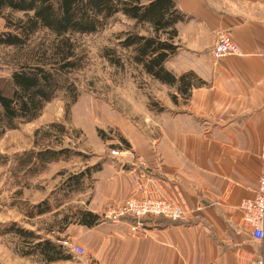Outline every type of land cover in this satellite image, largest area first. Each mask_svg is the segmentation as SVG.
<instances>
[{"label":"crops","instance_id":"1","mask_svg":"<svg viewBox=\"0 0 264 264\" xmlns=\"http://www.w3.org/2000/svg\"><path fill=\"white\" fill-rule=\"evenodd\" d=\"M176 4L185 15L175 25L178 49L165 66L175 75L193 71L204 83L191 89L183 105H166L148 144L131 148L169 180L166 190L189 213L176 222L146 217L137 234L126 219L101 217L108 204L136 195L127 166L105 162L87 208L101 218L61 232L85 254L49 264H254L264 255V243L242 227L239 209L264 173V0ZM224 30L239 53L214 59V40Z\"/></svg>","mask_w":264,"mask_h":264},{"label":"rangeland","instance_id":"2","mask_svg":"<svg viewBox=\"0 0 264 264\" xmlns=\"http://www.w3.org/2000/svg\"><path fill=\"white\" fill-rule=\"evenodd\" d=\"M5 30L0 17V32ZM127 31L146 34L141 26H134L132 20L118 13L98 31L74 35L80 67L64 75V87L45 104L38 117L20 122L0 137V264H45L36 252L21 254L23 246L26 249L31 240L24 241L15 228H9L13 222L57 243L60 239L77 243L61 230L76 223L81 211L88 210L95 175L103 163L122 166L112 157V149L132 150L137 162L152 168L156 176H163L131 146L137 149L148 144L151 131L155 133L154 127H158V113L168 110L166 105L174 107L186 101L175 87L161 84L128 62L129 51L117 44L119 34ZM51 39L49 33L39 31L26 48L0 46V77L9 78L11 70L23 61L31 47L43 48ZM105 49L114 50L111 55L119 57L120 62H110L103 55ZM172 94H176V102L172 101ZM45 148H67L71 154L42 168L28 170L29 162H21L23 152ZM97 162L100 169L93 170L91 167ZM87 167L90 171L81 178L78 189H70L65 180ZM127 169L130 173L131 167ZM135 194L130 196L138 195ZM43 200L48 202L49 211L29 216L32 207ZM63 251L73 261L85 254L76 255L64 248Z\"/></svg>","mask_w":264,"mask_h":264},{"label":"trees","instance_id":"3","mask_svg":"<svg viewBox=\"0 0 264 264\" xmlns=\"http://www.w3.org/2000/svg\"><path fill=\"white\" fill-rule=\"evenodd\" d=\"M13 13L23 16L14 18ZM118 13L146 31V34L127 31L118 36V46L129 51L130 64L152 79L175 87L185 100L193 87L204 83L193 71L175 75L165 66L178 49L174 42L175 25L185 15L177 7L176 0H0V17L7 29L0 32V46L26 48L31 37L39 31L52 36L45 47H31L23 61L11 70L9 78L0 77V137L20 122L38 117L45 104L64 87V75L80 67L73 36L98 31ZM112 53L114 50L105 49L103 55L110 62L119 63L120 58ZM171 99L176 102V94H172ZM70 154L67 148L29 150L23 152L21 162H29L26 166L30 170L68 158ZM91 168L99 170V163ZM89 171L87 167L69 176L66 184L70 189H78L81 178ZM32 208L31 217L49 211L50 207L43 200ZM77 215L76 223L87 226H93L99 219L89 210ZM9 228H15V233L24 241L31 240L26 249L23 246L22 255L36 252L45 264L70 257L59 243L33 230L19 227L15 222Z\"/></svg>","mask_w":264,"mask_h":264},{"label":"built area","instance_id":"4","mask_svg":"<svg viewBox=\"0 0 264 264\" xmlns=\"http://www.w3.org/2000/svg\"><path fill=\"white\" fill-rule=\"evenodd\" d=\"M238 53L239 47L227 31H221L216 35L212 47L214 59ZM260 153L264 158V124ZM111 155L122 166L131 167L133 191L138 195L129 196L116 205L107 206L103 214L105 218L126 219L130 222V231L137 234L144 230L146 217L160 216L169 221H179L189 213L185 203L176 194L166 190L164 184L169 180H165L164 176H156L153 169L143 162H137L132 150L112 149ZM239 209L242 227L254 241L264 243V173L258 178L255 195L241 199ZM58 242L69 253L76 255L85 253L83 246L70 242L69 239H60ZM254 264H264V255L259 254Z\"/></svg>","mask_w":264,"mask_h":264}]
</instances>
